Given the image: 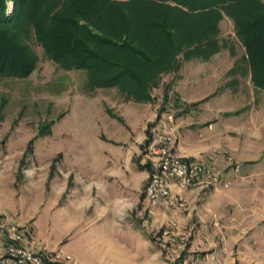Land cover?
<instances>
[{
  "label": "rangeland",
  "instance_id": "374dc122",
  "mask_svg": "<svg viewBox=\"0 0 264 264\" xmlns=\"http://www.w3.org/2000/svg\"><path fill=\"white\" fill-rule=\"evenodd\" d=\"M6 6L8 14L11 4L7 2ZM217 28L220 39H226L224 48L209 60L191 57L189 62L179 64L186 68L180 78L161 76L150 89L151 102L137 101L127 91L116 88L91 87L84 72L59 70L38 47L31 45L37 61L28 78L0 80V97L7 101L0 122V214L25 228L21 235L23 246L32 251H59V257L68 256L72 264H138L137 260L140 264L148 256L146 240L158 250L155 239L160 229L147 231L143 223L149 221L146 211L139 218L130 214V220L136 221L130 224H88L83 220L75 224L78 199L71 203L70 198L82 193L84 200L80 187L100 179V172L117 159L123 144L138 131L151 110L155 116L167 112L174 119L180 116L185 102L195 105L202 99L206 110L238 107L246 111L262 105L261 90L251 87L247 76H242L241 64L236 62L243 51L232 23L222 17ZM46 124L47 130L40 133ZM261 132L264 135V128ZM140 152L148 175L146 144ZM222 153L216 154L223 156ZM132 161L138 163L135 151ZM228 166L232 172L233 166L237 167L234 173L239 170L235 163ZM216 170L223 176L220 169ZM223 178L217 187L228 185ZM257 183L250 179L240 189L253 188ZM74 189H79L75 195ZM201 192L193 197L199 199ZM238 200L246 201L242 197ZM234 207L227 205L222 213L229 216L234 212L235 217L238 210ZM187 208L186 201V209L175 214L185 213ZM239 211L241 220L247 221L255 220L256 216L250 218L251 213H259L255 208ZM253 227L239 241L245 249L234 250L231 257L220 255L223 264H264V222ZM185 233L189 243L191 231L185 229Z\"/></svg>",
  "mask_w": 264,
  "mask_h": 264
},
{
  "label": "trees",
  "instance_id": "16d2710c",
  "mask_svg": "<svg viewBox=\"0 0 264 264\" xmlns=\"http://www.w3.org/2000/svg\"><path fill=\"white\" fill-rule=\"evenodd\" d=\"M222 17L243 51L241 72L264 92L263 0H0V80L28 78L34 45L59 70L84 72L91 87L151 102L150 89L177 71L179 56L208 60L224 48ZM6 103L1 96L0 122Z\"/></svg>",
  "mask_w": 264,
  "mask_h": 264
},
{
  "label": "crops",
  "instance_id": "0c3cea01",
  "mask_svg": "<svg viewBox=\"0 0 264 264\" xmlns=\"http://www.w3.org/2000/svg\"><path fill=\"white\" fill-rule=\"evenodd\" d=\"M187 61L181 59L180 64ZM185 71L186 68L184 70L180 66L176 71L178 75L176 72L169 74L180 78V75H185ZM242 76H247L249 82L247 73ZM251 87L253 88L252 85ZM260 93L264 97V92L260 91ZM198 102L200 104L195 105L185 102L186 106L180 109V116L173 119L177 130L173 153L220 169L223 180L228 185L219 188L216 184H204L180 192L188 205V210L182 214L170 216L161 208L151 209L150 212L143 208L141 191L147 178V166L143 164L144 159L140 150L144 144L147 145L149 135L147 127L152 125L155 117V113L151 110L149 117L140 124L138 131L123 144V151L117 159L112 160L100 172V179L85 182L80 187V193L85 194L84 200L82 193L77 198H70L71 203L78 199L74 206L77 210L74 223L77 224L82 220L88 224L103 221L119 226L124 222H129L128 224L136 222L130 220V214L135 213L134 216L139 218L146 211L149 221L143 223L148 226L147 231L160 229L174 219L181 226H185L187 231H191L189 251H210L215 244L218 249L221 248L226 253H232L234 250L236 252L238 248L245 249L240 247L239 241L252 231L253 226L264 222V135L261 132L264 128L263 99L261 106L256 109L251 107L246 111H241L238 107L225 109L216 107L206 110L204 100ZM134 151L137 166L132 161ZM219 151L223 152V156L216 154ZM230 163L239 166L237 173L230 170L228 166ZM250 179L258 181L257 185H253L250 189H240ZM77 190L74 189V195ZM199 192L202 194L199 199L193 197ZM232 194L236 198H233ZM239 197L245 198L246 201H239ZM230 204L235 206L234 210H238L235 217L234 212L229 216L222 213L224 207ZM247 208H255L259 212L250 214V218L256 216L254 221L241 220L242 214L239 210ZM218 209L221 211L217 212ZM146 245L148 256L140 264H162L165 250L160 246L157 247L158 250L154 249L148 240ZM215 254L220 257V250H216ZM139 262L137 260L138 264Z\"/></svg>",
  "mask_w": 264,
  "mask_h": 264
},
{
  "label": "built area",
  "instance_id": "2783aa9c",
  "mask_svg": "<svg viewBox=\"0 0 264 264\" xmlns=\"http://www.w3.org/2000/svg\"><path fill=\"white\" fill-rule=\"evenodd\" d=\"M148 134V175L142 191L143 203L148 212L161 208L173 215L186 209V201L180 192L204 184L222 183L221 173L211 164L179 157L173 153L177 130L170 113L156 115L148 128ZM233 167L235 172L237 167ZM185 229V226L179 227L175 221H169L158 231L156 245L165 250L162 264H223L215 254L216 250H220V255L231 257V253L218 249L216 244L209 252L189 251ZM23 231V226L0 214V264H72L68 256L61 259L59 251L44 252L40 248L32 251L23 246ZM188 255H192L191 258L188 259Z\"/></svg>",
  "mask_w": 264,
  "mask_h": 264
},
{
  "label": "water",
  "instance_id": "95a60500",
  "mask_svg": "<svg viewBox=\"0 0 264 264\" xmlns=\"http://www.w3.org/2000/svg\"><path fill=\"white\" fill-rule=\"evenodd\" d=\"M11 9V8H10ZM10 9L8 11H10Z\"/></svg>",
  "mask_w": 264,
  "mask_h": 264
}]
</instances>
